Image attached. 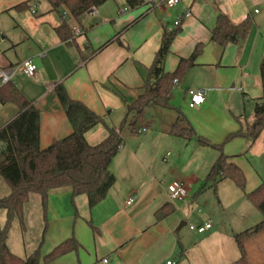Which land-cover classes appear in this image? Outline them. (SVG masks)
I'll return each mask as SVG.
<instances>
[{"label":"crops","instance_id":"crops-1","mask_svg":"<svg viewBox=\"0 0 264 264\" xmlns=\"http://www.w3.org/2000/svg\"><path fill=\"white\" fill-rule=\"evenodd\" d=\"M26 2L28 10H16ZM220 15H226L234 25L249 21L239 44L223 47L212 41ZM64 22L72 31L68 41L56 33ZM176 29L180 31L165 60V72L173 73L197 46H202V51L176 84L172 108L148 105L136 125L147 128L146 133L122 134L124 144L110 166L116 183L95 207L90 208L85 195L74 197L70 187L50 191L46 208L40 195H30L24 206L23 231L28 226L29 232L36 229L38 236L31 239L25 257H19L28 258L36 250L47 255L74 238L80 245L77 251L47 264L237 261V249L241 251L236 235L264 218H256L259 223L253 226L252 218L242 213L247 207L238 198L237 186L228 185V181L204 188L220 152L201 145L197 138L221 145L229 135L246 132L254 121V117L250 121L243 118L246 104L252 105L254 116L255 103L263 95L260 41L264 37V0H181L172 8L165 0H144L137 8H129L124 0H111L79 18L64 7L53 11L46 0H0V69L14 68L29 59L37 66L35 79L17 73L12 82L40 112L41 149L73 131L55 92L58 84L101 118L85 135L90 145H97L107 138V127L120 128L128 105L144 93L163 36ZM190 89H201L205 95L204 103L194 109L188 105ZM18 112L14 104H0V128ZM186 127H191L195 136L183 135ZM223 153L243 171L246 197L264 182V133L255 142L235 137L224 144ZM175 181L187 185L188 197L183 201L170 199L168 188ZM212 189L219 191L222 204L226 201L223 206L242 210L239 216L227 218L215 204L209 206L197 199ZM225 189L237 198H225ZM9 194L7 191L5 197ZM131 198L133 202L127 204ZM197 201L203 210L196 215L189 206ZM165 205L173 212L157 220L156 212ZM209 221L212 228L204 233L183 229L187 223L201 226ZM7 244L12 251L9 236Z\"/></svg>","mask_w":264,"mask_h":264},{"label":"trees","instance_id":"trees-1","mask_svg":"<svg viewBox=\"0 0 264 264\" xmlns=\"http://www.w3.org/2000/svg\"><path fill=\"white\" fill-rule=\"evenodd\" d=\"M53 11L64 7L74 18H79L111 0H46ZM129 8H137L144 0H124ZM30 5L22 3L16 10H28ZM249 29V21L240 25L231 23L226 15H220L217 25L212 31V41L226 46L228 43L239 44ZM176 29L165 33L161 47L149 69L148 79L144 85V93L132 104L128 105V114L120 128H109L108 136L97 145H90L86 133L102 122L94 112L83 103L73 100L63 84L55 87L58 99L72 125V133L51 144L46 149L40 147V112L26 98L21 90L12 82L0 87V104H14L18 107L17 116L0 128V177L10 188V194L0 198V211L5 210L7 220L0 226V264H47L70 252L77 251L79 243L68 239L47 255L36 250L28 258L14 254L7 241L10 228L17 219L23 226L24 206L30 195L37 194L42 198L46 208L50 191L70 187L73 196L85 195L90 208L102 202L116 183L110 166L118 151L124 144L122 130L129 122L132 132L136 133L137 122L143 117L145 108L150 104L170 109L171 97L176 86L175 79L180 80L194 66L202 46H197L192 56L182 59L173 73L164 70V63L171 52V45L179 33ZM62 41L72 38V31L65 22L56 28ZM263 95L255 103L254 121L246 132L238 131L229 135L224 144L235 137H245L252 142L257 141L264 133V60L260 65ZM132 117L129 121V117ZM181 120V119H180ZM179 126L177 123L176 127ZM183 135L195 136L191 127L182 129ZM184 132L186 134H184ZM198 143L212 147L220 152V156L210 169L205 186L216 188L223 180H231L239 189L245 191L246 178L243 171L223 153V146L214 145L205 138L198 137ZM247 198L264 218V182L255 190L247 193ZM173 209L165 205L156 212L157 220L165 218ZM264 229V220L253 228L237 234L235 239L241 251V258L232 264H248L244 249V238Z\"/></svg>","mask_w":264,"mask_h":264},{"label":"rangeland","instance_id":"rangeland-1","mask_svg":"<svg viewBox=\"0 0 264 264\" xmlns=\"http://www.w3.org/2000/svg\"><path fill=\"white\" fill-rule=\"evenodd\" d=\"M0 41H1V35H0ZM260 42H261L260 45H262L261 47H263V52H264V37H261ZM181 104L182 105L185 104L183 100ZM251 106L252 105L250 104H246V110L244 112V118H243L244 121L245 120L250 121V119L251 118L253 119L254 117L253 108ZM142 122L143 120H141L138 125H141ZM122 131H123L122 134L125 136L132 133V128L130 127L129 122H127V124L124 126ZM226 181H228L226 182V183H229L228 185H234V187H236V185L231 180H226ZM235 189L238 191L237 193H239L238 198L242 199L243 202H245V205L247 207L245 210H243L242 212L243 215L251 217L253 220V226L256 225L257 223H259V221L257 222L256 218L260 217L263 219L262 214L247 199V197L245 196V194L243 193L241 189H239L238 187H236ZM7 191H10V188L7 185V183L0 177V198H4ZM224 192L226 193L223 196H225V198H227L228 200H233L234 198H237V196H234L232 192L231 193L227 192L226 189ZM220 196L221 195L219 194L218 190L217 192H215L212 189V190L205 191L201 195H198L197 199L201 198V200L207 203V205L209 206H210V203L215 204V207L218 210H220L221 215L226 216L227 218H231L232 216L233 218L239 216L242 210H240L239 212L238 208L235 209L231 206L229 207L223 206L225 205L226 201H224L222 204L221 201H223V199L221 198L222 196L221 197ZM192 204H190L189 209H191V212H194L196 215L199 213L200 209L203 210V207L198 203V201L195 202L196 205H194V203ZM6 220H7L6 211L1 210L0 211V226L1 227H4ZM189 225L190 223L189 224L187 223V225L183 229L189 230ZM23 230L24 228L21 225L20 221L16 219L10 228L9 239H10L11 249L12 251L15 252L13 253L16 254L17 256L25 257L26 252H29V243L31 239L36 238V236H38L37 235L38 233H36V229H32L29 232L28 226H27L26 231H23ZM260 232L255 233L251 239L244 240V246L246 249V260L248 264H264V232L263 233H260ZM240 257H241V254L239 253V250L237 249V258L239 259Z\"/></svg>","mask_w":264,"mask_h":264},{"label":"built area","instance_id":"built-area-1","mask_svg":"<svg viewBox=\"0 0 264 264\" xmlns=\"http://www.w3.org/2000/svg\"><path fill=\"white\" fill-rule=\"evenodd\" d=\"M180 2L181 0H165V4L169 8L178 5ZM176 25H179V22H176ZM17 73H22L31 79H35L37 76V66L35 65L33 60L29 59L22 62L21 64L17 65L14 68L5 69V70L0 69V81L2 82V84H6L12 81V77ZM178 82H179L178 79L174 80L175 84H177ZM187 94L189 98L188 105L192 109L201 106L205 101L204 91L201 89L198 90L190 89L188 90ZM146 131L147 128H140L137 130L136 133L144 134L146 133ZM168 191H169L170 199L172 201H183L188 197V188L186 183L183 181L173 182L169 186ZM132 202L133 199L131 198L129 199L127 204H131ZM189 228L192 231H196L198 233H204L212 228V223L211 221H209L201 226L190 225ZM165 264H172V262L167 261Z\"/></svg>","mask_w":264,"mask_h":264},{"label":"water","instance_id":"water-1","mask_svg":"<svg viewBox=\"0 0 264 264\" xmlns=\"http://www.w3.org/2000/svg\"><path fill=\"white\" fill-rule=\"evenodd\" d=\"M181 226H183V225H181Z\"/></svg>","mask_w":264,"mask_h":264}]
</instances>
